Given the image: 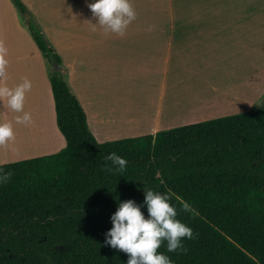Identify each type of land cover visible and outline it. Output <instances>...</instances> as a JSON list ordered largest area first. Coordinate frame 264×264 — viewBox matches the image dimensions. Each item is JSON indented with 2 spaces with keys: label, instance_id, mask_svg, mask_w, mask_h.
<instances>
[{
  "label": "trees",
  "instance_id": "16d2710c",
  "mask_svg": "<svg viewBox=\"0 0 264 264\" xmlns=\"http://www.w3.org/2000/svg\"><path fill=\"white\" fill-rule=\"evenodd\" d=\"M12 1L52 70L67 145L0 165L13 174L0 184V264H127L106 234L122 202L134 201L147 217V189L170 194L178 211L183 200L198 213L178 217L195 236L183 241L186 252L161 247L172 264H264V100L245 113L100 143L65 81L61 55L25 3ZM112 152L128 161L123 174L103 170Z\"/></svg>",
  "mask_w": 264,
  "mask_h": 264
},
{
  "label": "crops",
  "instance_id": "0c3cea01",
  "mask_svg": "<svg viewBox=\"0 0 264 264\" xmlns=\"http://www.w3.org/2000/svg\"><path fill=\"white\" fill-rule=\"evenodd\" d=\"M22 1L61 55L65 81L100 143L244 113L264 100V18L241 15L230 0H130L137 19L123 38L104 35L88 7L95 0ZM28 19L12 0H0V39L9 62L8 79L0 83L14 88L25 77L32 82L24 110L34 121L15 132L18 140L26 138V153L0 148V165L56 154L67 145L56 122L52 70ZM124 113L132 116L129 123L122 124ZM17 115L0 102V123L14 126Z\"/></svg>",
  "mask_w": 264,
  "mask_h": 264
},
{
  "label": "clouds",
  "instance_id": "9594fccd",
  "mask_svg": "<svg viewBox=\"0 0 264 264\" xmlns=\"http://www.w3.org/2000/svg\"><path fill=\"white\" fill-rule=\"evenodd\" d=\"M98 25L105 36L114 34L123 38L129 26L137 19V12L130 0H95L88 5ZM92 24V23H91ZM97 24H92L96 30ZM153 31L154 26H149ZM8 49L0 39V81L8 79ZM32 89V82L25 77L23 82L14 88L6 83H0V102L12 112L18 113L15 123L30 126L34 124L30 112L24 110L26 94ZM15 141L12 122L0 123V148L7 149L10 142ZM103 170L110 173L123 174L128 161L115 152L105 158ZM110 162V163H109ZM12 172L0 168V184H7L12 178ZM144 191V204L147 207V217L141 206L128 200L119 204L118 210L111 217L112 228L106 234V245L126 253L127 264H172L169 256L160 251L165 245L168 252H186L183 241L194 239L193 230L178 217L181 213L196 216L198 213L187 201H179L180 209L171 203L168 193H159L152 189Z\"/></svg>",
  "mask_w": 264,
  "mask_h": 264
},
{
  "label": "rangeland",
  "instance_id": "374dc122",
  "mask_svg": "<svg viewBox=\"0 0 264 264\" xmlns=\"http://www.w3.org/2000/svg\"><path fill=\"white\" fill-rule=\"evenodd\" d=\"M215 1L218 3L227 2V0H215ZM230 1L233 4H238V6L242 8L241 11H243V14H241V15L248 16V17L259 16L261 18H264V0H230ZM21 16L25 18V16H23V15H21ZM249 27L252 28L253 26L250 25ZM259 27L264 28V21L262 24H260ZM250 40L251 41L257 40V38H256V36L251 37ZM263 51H264V41H263ZM54 70H55V66H54ZM260 77H262L264 79V66H263V70H262L261 74L259 73V78ZM262 104H263V101H261L258 104H253L251 106H248L249 108L247 110L244 107L242 112L245 113L246 111H249L251 109L258 108V107L262 106ZM122 115H124V116H122V120H123L122 124H123V122H124V124L129 123L130 119H132L131 115L127 116L125 113ZM225 115L228 116L229 114H225ZM118 124H120V123H118ZM20 126H21L20 124L15 123L13 126L14 132L22 130V128L20 129ZM118 127H120V125ZM26 145H28L26 138H19V140L17 138H15L14 142H10L8 149L11 153H13V155H20L21 153H26L25 152L27 149V148H25V147H27ZM22 155H24V154H22ZM3 165H5V164H3Z\"/></svg>",
  "mask_w": 264,
  "mask_h": 264
},
{
  "label": "water",
  "instance_id": "95a60500",
  "mask_svg": "<svg viewBox=\"0 0 264 264\" xmlns=\"http://www.w3.org/2000/svg\"><path fill=\"white\" fill-rule=\"evenodd\" d=\"M55 70L59 71V67L57 65H55Z\"/></svg>",
  "mask_w": 264,
  "mask_h": 264
}]
</instances>
